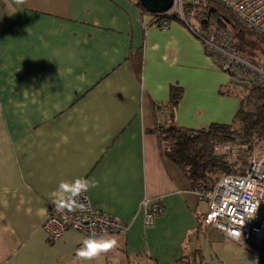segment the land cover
<instances>
[{"label":"crops","instance_id":"1","mask_svg":"<svg viewBox=\"0 0 264 264\" xmlns=\"http://www.w3.org/2000/svg\"><path fill=\"white\" fill-rule=\"evenodd\" d=\"M149 19L132 0H4L0 264H188L202 238L231 241L203 225L207 203L151 130L172 85L182 88L177 125L230 123L232 80L186 26ZM79 186L94 209L127 224L84 255L80 232L52 241L43 228L48 204ZM144 199L163 208L151 225Z\"/></svg>","mask_w":264,"mask_h":264},{"label":"built area","instance_id":"2","mask_svg":"<svg viewBox=\"0 0 264 264\" xmlns=\"http://www.w3.org/2000/svg\"><path fill=\"white\" fill-rule=\"evenodd\" d=\"M212 3L226 7L249 30L264 36V0H173L171 7L162 13L155 26L168 29V17L176 16L206 47L218 66L239 83L263 84L264 71L251 65L232 49L227 48L230 34L226 28L217 27L211 19L203 20ZM4 0H0V8ZM224 49L230 52L226 53ZM227 54L224 57L222 54ZM247 161L241 174L222 175L215 182L208 179L197 182L191 192L199 201L207 203L203 225L218 231L223 239L243 246L251 253V264H264V138ZM257 141V142H258ZM144 221L151 225L163 211L158 201H142ZM43 228L52 241L65 231L82 234L79 249L90 251L86 241L92 237L98 241L111 233L127 230V224L118 216L92 207L83 186H79L57 203H49Z\"/></svg>","mask_w":264,"mask_h":264},{"label":"trees","instance_id":"3","mask_svg":"<svg viewBox=\"0 0 264 264\" xmlns=\"http://www.w3.org/2000/svg\"><path fill=\"white\" fill-rule=\"evenodd\" d=\"M132 3L142 16L147 15L150 18L147 25L155 26L160 16L147 11L139 0H132ZM205 12L207 14L203 20L204 24L214 19L217 21V27L229 28L227 48L236 51L248 63L264 71V59L256 57L249 48L255 45V42L264 48V36L253 33L241 22L235 21L231 16L233 14L219 3H212ZM167 19L171 23L173 21L181 23L176 16ZM244 47L249 49L243 50ZM204 50L206 53V47ZM262 54L264 58V53ZM225 92L235 96L239 101L232 121L228 124L211 123L206 127L191 129L177 125L174 120V110L182 96V88L172 85L166 102L168 108L165 118L151 130L157 135L162 157L181 171L190 188L200 180L208 179L213 183L222 175L237 174L236 172L240 171L234 168L237 162L231 157L215 154L213 149L215 145L221 143L251 145L264 138V83L247 85L233 80L226 85Z\"/></svg>","mask_w":264,"mask_h":264},{"label":"rangeland","instance_id":"4","mask_svg":"<svg viewBox=\"0 0 264 264\" xmlns=\"http://www.w3.org/2000/svg\"><path fill=\"white\" fill-rule=\"evenodd\" d=\"M235 21L240 22L237 17L234 15H231ZM182 24V23H181ZM183 25V24H182ZM185 26V25H183ZM226 30L229 31V28H226ZM251 31V30H250ZM253 32V31H252ZM255 33V32H253ZM258 34V33H255ZM259 35V34H258ZM255 39V38H254ZM252 50V53L256 55V57L260 59L263 58L264 48L259 46L258 43L255 45H251L249 47ZM248 47H244L243 50L249 49ZM226 53L230 52L227 49H224ZM236 52V51H235ZM207 58H210L211 60H215L212 56H210L207 53H204ZM236 54L243 58V56L239 55L237 52ZM224 57L227 56V54H222ZM247 61V60H246ZM233 81V77L225 72ZM261 142H254L251 145L249 144H231V143H221L214 146V152L216 155H225L227 157H231L235 163L234 168L240 170L236 173L243 172L247 161L250 159V157L253 155L257 147H259ZM235 174V173H234ZM203 240H200V247L202 250L201 255H197L196 258L192 256L190 258V261L188 264H245L247 261V258H251V253L247 251L243 246L236 244L234 242H223L221 239L213 240L212 242H209L208 240L202 238Z\"/></svg>","mask_w":264,"mask_h":264},{"label":"water","instance_id":"5","mask_svg":"<svg viewBox=\"0 0 264 264\" xmlns=\"http://www.w3.org/2000/svg\"><path fill=\"white\" fill-rule=\"evenodd\" d=\"M139 2L151 13H162L171 7L173 0H139Z\"/></svg>","mask_w":264,"mask_h":264},{"label":"clouds","instance_id":"6","mask_svg":"<svg viewBox=\"0 0 264 264\" xmlns=\"http://www.w3.org/2000/svg\"><path fill=\"white\" fill-rule=\"evenodd\" d=\"M81 184H83L84 182H80ZM64 187V184L62 183L60 185V188L62 189ZM88 247L93 251L96 252L97 248H98V241L94 240L92 237L87 238L86 241ZM107 245H104V247H106ZM81 255H84V253L82 252Z\"/></svg>","mask_w":264,"mask_h":264}]
</instances>
